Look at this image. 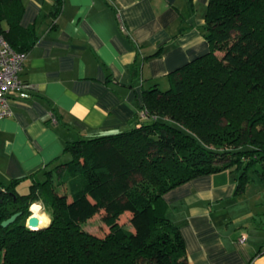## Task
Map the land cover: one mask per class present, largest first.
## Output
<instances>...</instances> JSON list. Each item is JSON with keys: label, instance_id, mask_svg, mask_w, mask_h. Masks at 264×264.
<instances>
[{"label": "trees", "instance_id": "1", "mask_svg": "<svg viewBox=\"0 0 264 264\" xmlns=\"http://www.w3.org/2000/svg\"><path fill=\"white\" fill-rule=\"evenodd\" d=\"M24 9L0 0V34L27 53L38 35L21 24ZM204 35L209 51L173 70L169 88L144 90L135 125L68 142L71 158L27 193L20 178L0 181V264H189L164 195L226 169L243 190L252 167L264 170V0H209ZM35 202L50 216L37 229L27 226ZM101 211L105 234L82 227Z\"/></svg>", "mask_w": 264, "mask_h": 264}, {"label": "crops", "instance_id": "2", "mask_svg": "<svg viewBox=\"0 0 264 264\" xmlns=\"http://www.w3.org/2000/svg\"><path fill=\"white\" fill-rule=\"evenodd\" d=\"M208 2L62 0L55 15V0H25L21 24L35 25L38 39L21 76L34 88L0 117V181L20 178L16 189L27 193L32 180L71 158L68 142L135 125L144 90L169 88L173 70L209 51ZM238 185V173L226 169L164 195L189 264H264L262 166Z\"/></svg>", "mask_w": 264, "mask_h": 264}, {"label": "built area", "instance_id": "3", "mask_svg": "<svg viewBox=\"0 0 264 264\" xmlns=\"http://www.w3.org/2000/svg\"><path fill=\"white\" fill-rule=\"evenodd\" d=\"M26 56V52L17 51L6 37L0 34V117L12 114L13 99H27L32 95L33 85L21 76ZM140 114L144 117L146 111L141 110ZM246 239V234H242L239 241L244 242Z\"/></svg>", "mask_w": 264, "mask_h": 264}, {"label": "rangeland", "instance_id": "4", "mask_svg": "<svg viewBox=\"0 0 264 264\" xmlns=\"http://www.w3.org/2000/svg\"><path fill=\"white\" fill-rule=\"evenodd\" d=\"M218 54L221 56L222 53L218 52ZM163 90H166L168 87H162ZM30 186V185H29ZM30 187L27 188V186L24 187V190H28ZM31 214H35L42 219V213H45L48 218H50L49 214L44 211V207L42 203L35 202L34 204L31 205L30 207ZM38 211V212H37ZM130 213L129 211H125L121 217H120V222L124 224H129V218H130ZM30 214V215H31ZM29 215V216H30ZM44 219V218H43ZM44 226V225H42ZM129 226V225H128ZM82 227L90 232H93L95 234H105L108 231V227L105 225L103 221V212H99L96 215H94L92 218L88 219L86 222L82 224ZM131 227V226H129Z\"/></svg>", "mask_w": 264, "mask_h": 264}, {"label": "water", "instance_id": "5", "mask_svg": "<svg viewBox=\"0 0 264 264\" xmlns=\"http://www.w3.org/2000/svg\"><path fill=\"white\" fill-rule=\"evenodd\" d=\"M0 201H2V199H0ZM20 214H21V211L13 213L9 218H7L4 221H2V225L3 226H7V225L13 223ZM27 226H29L30 228H33V229H37V228L42 227V225H40L39 217L34 215V214H31L28 217Z\"/></svg>", "mask_w": 264, "mask_h": 264}, {"label": "bare ground", "instance_id": "6", "mask_svg": "<svg viewBox=\"0 0 264 264\" xmlns=\"http://www.w3.org/2000/svg\"><path fill=\"white\" fill-rule=\"evenodd\" d=\"M38 212V211H37ZM34 215H36V213L34 214ZM37 216V215H36ZM40 219V218H39ZM45 219V218H44ZM43 222H45V221H43V217H42V219H40V224L41 223H43Z\"/></svg>", "mask_w": 264, "mask_h": 264}]
</instances>
